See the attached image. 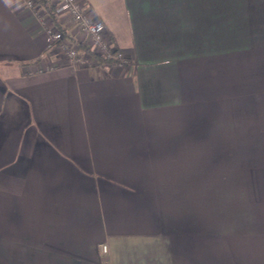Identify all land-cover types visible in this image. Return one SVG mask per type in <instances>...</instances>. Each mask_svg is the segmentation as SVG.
Wrapping results in <instances>:
<instances>
[{
    "label": "crops",
    "instance_id": "obj_1",
    "mask_svg": "<svg viewBox=\"0 0 264 264\" xmlns=\"http://www.w3.org/2000/svg\"><path fill=\"white\" fill-rule=\"evenodd\" d=\"M80 1L127 65L0 0V264H264V0Z\"/></svg>",
    "mask_w": 264,
    "mask_h": 264
},
{
    "label": "built area",
    "instance_id": "obj_2",
    "mask_svg": "<svg viewBox=\"0 0 264 264\" xmlns=\"http://www.w3.org/2000/svg\"><path fill=\"white\" fill-rule=\"evenodd\" d=\"M50 1L56 7L59 24L66 23L73 26L80 36L79 41L64 37L61 29H58L51 17L36 4L35 0H21L24 8L38 16L49 44L69 67L73 69L89 67L97 62L93 55L103 60H110L115 64L127 65L129 63L114 46L104 23L96 16L91 15L80 0ZM79 44H85L89 51L80 50ZM101 249L105 252L107 247L103 245Z\"/></svg>",
    "mask_w": 264,
    "mask_h": 264
},
{
    "label": "trees",
    "instance_id": "obj_3",
    "mask_svg": "<svg viewBox=\"0 0 264 264\" xmlns=\"http://www.w3.org/2000/svg\"><path fill=\"white\" fill-rule=\"evenodd\" d=\"M36 4L38 6H40V8H42L44 10V12L49 15L53 21L54 24H56V26L58 27V29H61V31L63 32L64 37L67 36L65 30L61 27V25L59 24V20L57 18V14H56V7L55 5L50 1V0H35ZM78 48L80 50H84V51H89L87 46L85 44H79ZM93 57L99 62V63H112V61L110 60H103L100 57L93 55Z\"/></svg>",
    "mask_w": 264,
    "mask_h": 264
},
{
    "label": "rangeland",
    "instance_id": "obj_4",
    "mask_svg": "<svg viewBox=\"0 0 264 264\" xmlns=\"http://www.w3.org/2000/svg\"><path fill=\"white\" fill-rule=\"evenodd\" d=\"M95 9L100 13L102 19L104 21H107V18L109 16H114L120 14L122 11L120 9V6H106V5H96L94 6ZM110 13H109V12ZM109 13V14H108ZM108 15V16H107ZM122 15V14H121ZM113 17V18H114ZM109 20V19H108ZM128 60V59H127Z\"/></svg>",
    "mask_w": 264,
    "mask_h": 264
}]
</instances>
